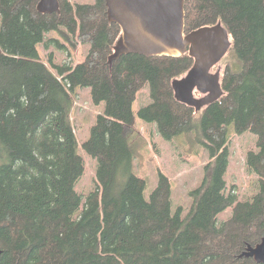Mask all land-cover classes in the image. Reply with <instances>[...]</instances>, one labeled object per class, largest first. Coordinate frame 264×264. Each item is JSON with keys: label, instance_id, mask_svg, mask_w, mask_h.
Wrapping results in <instances>:
<instances>
[{"label": "trees", "instance_id": "16d2710c", "mask_svg": "<svg viewBox=\"0 0 264 264\" xmlns=\"http://www.w3.org/2000/svg\"><path fill=\"white\" fill-rule=\"evenodd\" d=\"M40 1L0 0V264H255L240 256L264 239V0H186V34L221 23L235 57L221 74L222 97L202 110L201 144L211 162L186 218L181 208L172 211L162 173L146 198L128 136L146 87L151 102L138 113L144 123L156 124L167 141L193 130L197 111L178 102L172 86L193 57L110 61L122 31L104 0H58L53 14L41 13ZM50 33L73 48L88 45L85 61L55 64L49 55L50 68L40 45L70 51L57 38L47 42ZM79 89L105 105L83 144L97 161L86 199L76 192L85 162L71 122ZM229 126L257 137L246 161L259 181L247 201L227 192ZM228 209L231 217L219 224Z\"/></svg>", "mask_w": 264, "mask_h": 264}, {"label": "rangeland", "instance_id": "374dc122", "mask_svg": "<svg viewBox=\"0 0 264 264\" xmlns=\"http://www.w3.org/2000/svg\"><path fill=\"white\" fill-rule=\"evenodd\" d=\"M81 3L93 2V0H80ZM50 38L59 39L62 45H67L70 51H61L56 44L40 45L38 51L42 59L47 62V57L53 55L55 64L68 63L74 67L85 61L90 47L76 42V48L65 44L56 33L47 35ZM235 57L233 54L225 56L223 61L213 69V73L223 72L225 65L231 63ZM238 70V69H237ZM57 75V72L52 69ZM183 77V76H182ZM181 77V78H182ZM202 94L195 93V98L200 100ZM74 108L71 113V122L75 129L78 142V153L84 158L85 172L76 185V192L86 199L94 191L97 182V161L85 153L83 144L90 138L91 129L95 126L99 114L104 113L105 105H95L92 102L90 89H79L74 96ZM151 102L150 87L139 92L134 103L133 111L135 124L128 136L131 149L134 153V174L145 180L146 198L149 199L152 192L159 184V173L165 175L172 188V211L175 213L181 208L186 218L193 207L191 193L198 189L204 181L206 167L211 162L209 154L201 144V115L196 112L193 130L181 135L172 141L163 139L158 133L156 124H146L138 116L140 109ZM229 137V166L225 176L228 195H235L240 201H247L256 194V185L259 177L249 172L246 156L250 151H257V137L251 133L237 135L234 127L228 128ZM231 217V209H228L218 217V223L226 222Z\"/></svg>", "mask_w": 264, "mask_h": 264}, {"label": "water", "instance_id": "95a60500", "mask_svg": "<svg viewBox=\"0 0 264 264\" xmlns=\"http://www.w3.org/2000/svg\"><path fill=\"white\" fill-rule=\"evenodd\" d=\"M104 1L110 23L122 31L110 61L130 54L180 58L189 52L193 67L172 83L176 100L199 111L222 97L221 72L213 73V69L230 51L232 41L221 23L186 34V0ZM38 9L53 14L60 4L58 0H41ZM195 93L204 97L197 100ZM240 257L264 264V239L255 247L249 246Z\"/></svg>", "mask_w": 264, "mask_h": 264}, {"label": "bare ground", "instance_id": "6f19581e", "mask_svg": "<svg viewBox=\"0 0 264 264\" xmlns=\"http://www.w3.org/2000/svg\"><path fill=\"white\" fill-rule=\"evenodd\" d=\"M228 53H229V52H228ZM228 53H227V55H228ZM134 56H135V55H134ZM136 56H137V55H136ZM141 57H142V56H141ZM217 66H218V65H217ZM153 99L156 100L155 97H154ZM155 102H156V101H155ZM154 105H155V104H154ZM151 107H153V106H151ZM149 108H150V107H149ZM146 110H147V109H146ZM106 113H107V112H106ZM157 121L159 122V120H157ZM235 122H236V121H235ZM236 125H237V124H236ZM236 125H235V126H236ZM237 129H238V128H237ZM251 132H254V131H251ZM205 136L208 137L207 135H205ZM218 146H219V145H218Z\"/></svg>", "mask_w": 264, "mask_h": 264}, {"label": "flooded vegetation", "instance_id": "af4514ba", "mask_svg": "<svg viewBox=\"0 0 264 264\" xmlns=\"http://www.w3.org/2000/svg\"><path fill=\"white\" fill-rule=\"evenodd\" d=\"M219 71V70H218Z\"/></svg>", "mask_w": 264, "mask_h": 264}]
</instances>
